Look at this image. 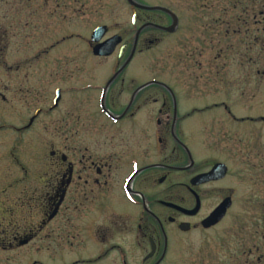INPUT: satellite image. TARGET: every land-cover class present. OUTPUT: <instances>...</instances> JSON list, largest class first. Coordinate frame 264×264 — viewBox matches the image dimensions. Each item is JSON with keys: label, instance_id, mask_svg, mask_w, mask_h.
I'll use <instances>...</instances> for the list:
<instances>
[{"label": "rangeland", "instance_id": "rangeland-1", "mask_svg": "<svg viewBox=\"0 0 264 264\" xmlns=\"http://www.w3.org/2000/svg\"><path fill=\"white\" fill-rule=\"evenodd\" d=\"M0 1V89L6 96L0 100V125L23 122L33 107L46 105L44 96L51 102L56 87L78 83L89 60L76 54L87 51L83 41L94 26L107 24L111 33L131 29L125 0ZM138 1L172 5L184 16V34L192 41L142 45L132 69L174 86L197 108H212L187 124L188 142L197 159L227 166L222 197L232 201L221 224L184 237L167 264H264V0ZM72 34L79 38L62 43ZM43 51L50 54L36 56ZM110 62L92 66L107 70ZM31 77L33 107L24 94L15 102L10 90L25 89ZM214 103L222 108L213 109ZM58 132V110L41 117L19 140L9 128H0V264L58 263L57 249L49 255L44 247V233L23 246L13 241L26 237L32 221L25 171H34L35 180L44 172L51 162L48 152L59 149ZM40 212L36 204L35 220Z\"/></svg>", "mask_w": 264, "mask_h": 264}, {"label": "flooded vegetation", "instance_id": "flooded-vegetation-1", "mask_svg": "<svg viewBox=\"0 0 264 264\" xmlns=\"http://www.w3.org/2000/svg\"><path fill=\"white\" fill-rule=\"evenodd\" d=\"M134 1L167 11L141 9L127 2L131 29L111 33L107 24L94 26L89 39L83 41L87 51L76 54L89 60L77 84L56 87L51 102L46 95L42 100L46 105L35 108L33 77L25 89H10L15 102L24 94L33 107L23 122L0 125L9 128L18 140L41 117L59 111V149L48 152L51 162L37 180L34 171H25L32 221L25 238L13 237L23 246L44 233L45 249L49 255L57 249L59 259L58 263L48 259L31 264H167L182 247L184 237L209 231L222 222L202 226L222 203V177L191 183L195 176L222 164L197 159L188 142L187 124L212 108H197L193 101L182 100L174 86L145 79L142 68L132 69L144 48L168 39L192 41L184 34V16L172 5ZM101 26L104 34L92 41V32ZM207 32L206 25L203 34ZM115 35L121 40L109 55L93 53L96 45ZM73 36L79 38L72 34L62 43ZM48 54L43 51L36 56ZM107 58H111L107 70L92 66ZM1 90L2 103L6 96ZM66 96L71 99L65 100ZM212 107L217 110L222 103ZM36 204L41 212L35 220ZM195 207L197 210L190 213Z\"/></svg>", "mask_w": 264, "mask_h": 264}, {"label": "water", "instance_id": "water-1", "mask_svg": "<svg viewBox=\"0 0 264 264\" xmlns=\"http://www.w3.org/2000/svg\"><path fill=\"white\" fill-rule=\"evenodd\" d=\"M127 2L141 9H151V10L160 9V10L167 11L166 9H163L161 7H150L147 5L138 4L134 0H127ZM104 29H105L104 26L96 28L92 32L91 40L94 42H97L100 39V37L104 34ZM120 40L121 38L118 35L112 36L111 38L105 40L103 43L96 45L93 48V53L96 55H109L114 50V47L120 42ZM136 40H137V35H136L135 41ZM134 46H135V42H134ZM227 171H228V168L224 163L216 164L211 168L210 171L204 174L197 175L194 178H192L191 183L196 185V184L207 182L212 179H217L221 177L223 179L225 175L227 174ZM231 204H232V201L229 196L223 198L222 203L202 222V226L204 228H207L211 225L216 224L221 219H223L224 216L226 215L227 210L230 208ZM178 208L181 210H184L181 207H178ZM196 210H197V207H195L193 210L189 212L193 213ZM186 226L187 225H182L181 228H185Z\"/></svg>", "mask_w": 264, "mask_h": 264}, {"label": "trees", "instance_id": "trees-1", "mask_svg": "<svg viewBox=\"0 0 264 264\" xmlns=\"http://www.w3.org/2000/svg\"><path fill=\"white\" fill-rule=\"evenodd\" d=\"M1 2V1H0Z\"/></svg>", "mask_w": 264, "mask_h": 264}]
</instances>
